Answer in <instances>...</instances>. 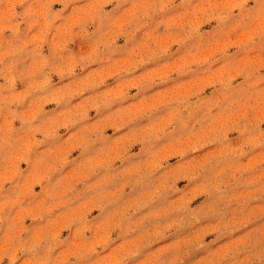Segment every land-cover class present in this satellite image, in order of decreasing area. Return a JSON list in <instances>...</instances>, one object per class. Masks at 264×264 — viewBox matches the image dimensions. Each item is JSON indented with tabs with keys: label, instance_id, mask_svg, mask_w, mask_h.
I'll list each match as a JSON object with an SVG mask.
<instances>
[{
	"label": "rangeland",
	"instance_id": "1",
	"mask_svg": "<svg viewBox=\"0 0 264 264\" xmlns=\"http://www.w3.org/2000/svg\"><path fill=\"white\" fill-rule=\"evenodd\" d=\"M0 264H264V0H0Z\"/></svg>",
	"mask_w": 264,
	"mask_h": 264
}]
</instances>
